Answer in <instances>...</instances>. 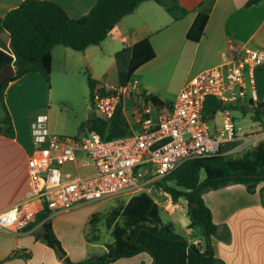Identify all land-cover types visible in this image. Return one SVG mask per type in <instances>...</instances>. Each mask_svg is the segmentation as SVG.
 <instances>
[{"label": "crops", "instance_id": "obj_1", "mask_svg": "<svg viewBox=\"0 0 264 264\" xmlns=\"http://www.w3.org/2000/svg\"><path fill=\"white\" fill-rule=\"evenodd\" d=\"M24 1L0 0V18L6 17ZM46 1L60 5L73 19L88 15L97 3V0ZM161 1L164 5L155 0L142 2L133 13L124 17L114 27L108 38L99 46L89 47L83 52L63 46L55 47L52 52L51 78L54 74H73L85 60L92 74L98 75L94 80L100 81L110 73L116 75V81L100 83L117 85L119 83L114 55L149 38L156 57L136 72L140 81L139 88L149 99L153 96L164 104H172L191 79V76L186 78L174 97L168 98V89L176 84L174 80L177 81L180 71L185 67L189 69L190 74L192 71L195 75L215 68L221 64L222 57L229 51L231 44L237 48L245 46L264 52V0L252 7L246 6L249 0H176L187 13L181 10L171 11V0ZM200 11H209V20L202 39L198 43H192L188 41L187 36ZM103 61L108 65L113 61L115 69L106 66L102 71L100 68L97 70ZM256 83L259 99L264 101V66L257 70ZM44 88L46 84L43 77L31 74L11 83L6 90L5 103L11 116L13 131H0V213L30 197L28 161L38 148L33 140L31 124L37 115L33 112V104L28 106L25 102L32 95L33 89ZM134 102V99H129L122 105L132 134L138 129ZM249 105L247 100L241 101L236 105V110L228 113L233 120L237 118L232 116L234 112L244 121L250 116L252 123L253 110ZM220 113L223 115L221 120L217 121L216 116L212 118L214 124L211 132L214 134L222 127L225 115L224 112ZM1 120L2 117L0 125ZM262 142L264 136L261 138ZM263 187L264 184L258 185L256 192L251 194L244 185L228 184L218 190H207L204 193L205 203L211 209L217 226V236L212 240L217 264H264V190L261 192ZM163 194H158V204L164 207L163 210L167 213L184 210L183 217L189 218L186 200L182 206L181 199L174 203L168 194ZM32 208L36 211L35 220L24 230L0 231V261L2 264H65L53 249L38 238L43 233L44 222H52L53 217L50 218L49 214L44 220H39L38 217L47 210L38 201L32 204ZM73 211L78 213L82 209ZM96 211L97 209L91 212L83 211L85 231ZM52 224L57 237L62 240L60 228L56 226L55 221ZM184 225L185 231L190 230L193 236L195 229L190 228V220ZM85 233L87 234V231ZM86 234L85 236H88ZM195 240L203 245L202 239ZM63 245L65 246L64 242ZM91 247L101 249V255L107 251L101 244ZM67 252L76 262L71 251ZM112 264H153V258L147 253H141L131 258H122Z\"/></svg>", "mask_w": 264, "mask_h": 264}, {"label": "trees", "instance_id": "obj_2", "mask_svg": "<svg viewBox=\"0 0 264 264\" xmlns=\"http://www.w3.org/2000/svg\"><path fill=\"white\" fill-rule=\"evenodd\" d=\"M144 1L146 0H97L88 15L73 19L54 2L25 0L6 17L0 18V33H8L11 37L8 45L0 38V73L10 65L15 68V75L0 86V103L4 109L0 131H13L11 116L5 103V93L11 83L31 74H38L50 83L52 52L55 47L63 46L83 52L89 47L99 46L123 18L133 13ZM155 1L164 5L161 0ZM262 1L249 0L246 6L252 7ZM169 9L187 13L176 0H171ZM208 20L209 11H200L188 33V41L198 43L202 39ZM155 57L149 38L117 52L114 60L118 83H129L136 72ZM88 84L92 98L94 90L101 87L102 83L89 76ZM102 92L105 93L104 90ZM150 99L155 104L162 103L157 97L152 96ZM249 106L253 110L252 120L264 124V101L250 103ZM236 109V106H224L217 98L209 97L204 117L212 119L220 112ZM86 129L98 133L103 140L132 134L122 106L110 121L91 114L81 126V130ZM228 184L244 185L251 194L256 192L258 185L264 184V142L236 159L217 155L188 160L157 184L174 203L181 198L186 199L190 228L195 229L194 239H202L203 245H189L188 239L176 231L174 224L164 223L161 216L163 209L146 192L132 196L104 218V227L111 232L112 241L106 245L107 251L102 255L74 262L64 250L50 220L44 222L43 233L38 238L53 249L65 264H112L141 253L149 254L153 258V264H217L218 259L212 246V240L217 236V226L203 195L207 190H218ZM263 190L264 187L261 192ZM49 214L47 210L38 218L44 220ZM102 220V217L94 214L89 224L97 229L96 225ZM87 238L89 242L100 240L98 236L90 238L88 235Z\"/></svg>", "mask_w": 264, "mask_h": 264}, {"label": "built area", "instance_id": "obj_3", "mask_svg": "<svg viewBox=\"0 0 264 264\" xmlns=\"http://www.w3.org/2000/svg\"><path fill=\"white\" fill-rule=\"evenodd\" d=\"M263 66L264 52L231 44L221 64L195 75L172 104H155L140 90L138 79L96 88L91 98L93 113L105 121L134 99L138 129L126 137L103 140L94 131L74 137L50 136L47 115H37L31 124L38 148L28 161L30 197L0 213V231L24 230L35 220L32 204L36 201L52 215L143 192L158 204V194H167L157 184L184 162L217 155L236 159L256 148L264 136L263 123L252 122L247 128L224 112L222 127L214 134L204 109L209 97L224 106L244 100L258 103L256 73ZM166 138L171 140L150 150ZM65 166L73 170L64 172ZM187 235L189 245H199L190 230Z\"/></svg>", "mask_w": 264, "mask_h": 264}, {"label": "rangeland", "instance_id": "obj_4", "mask_svg": "<svg viewBox=\"0 0 264 264\" xmlns=\"http://www.w3.org/2000/svg\"><path fill=\"white\" fill-rule=\"evenodd\" d=\"M106 61L100 62L97 70L99 68L104 70L106 66L107 68H114L113 61L110 64H106ZM79 68L77 71L73 72V74L69 76H56L54 74L53 78H51L50 83L45 81L46 88L39 90L33 89V93L27 99V105L30 106L33 104L34 110L33 112L36 115L46 114L47 115V126L50 132V136H65V137H74L81 134H85L88 130H81V126L85 123L89 117L92 109L91 103V91L88 84V77L91 76L93 79L98 78L92 74V72L88 69L87 61L83 60L79 64ZM115 69V68H114ZM110 70V69H109ZM179 73V72H178ZM197 75V74H196ZM191 76V79L195 76V73L190 74L188 68H184L180 71L179 76L177 77V81L175 85H171L169 93L167 94L168 98H173L176 91L180 89L181 83L184 82L186 78ZM133 79H138L139 77L135 76ZM190 79V80H191ZM102 83L105 81L115 82L116 75H111L108 73L107 77L100 80ZM99 81V82H100ZM140 82V81H139ZM222 114L219 113L216 115V120L219 121L222 119ZM232 116L237 117L234 122L237 125H241L247 127L251 124L250 116L245 118V121L242 119L240 115L236 112L232 113ZM4 117V109L0 103V118ZM211 131H213L212 126L214 124V120L210 119L209 121ZM212 133V132H211ZM64 172L73 170L72 166H65L62 168ZM204 178V175H203ZM172 187H175L173 183L170 184ZM132 196L125 195L117 199L109 200L106 202H95L91 204L84 205L81 207L82 211L76 213L74 211L61 213L58 215L50 214V218L53 217L52 222H56V226L60 228V233L62 236V240L59 239L62 243L64 250H70L73 254V258H75L76 262H81L87 258L92 256L101 255V249L92 248L91 245L101 244L103 247H106L108 243L112 241L111 232L104 227V218L107 217L110 212L121 204L126 203ZM184 198H181L180 204L185 205ZM264 200V196H263ZM97 209L96 213L103 220L96 225L97 229L93 225H88L87 234L85 233L84 225V216L85 212H91V210ZM184 210L181 212H171L167 213L165 210H162L161 216L164 223H173L176 231L181 233L188 239L187 232L185 231V223L189 220L187 217H183ZM197 232V231H196ZM93 238L94 236L100 237V240L91 242L88 241V236ZM94 235V236H93ZM194 237V233L193 236ZM65 246L63 245V242ZM81 252V254H79ZM83 252V253H82ZM68 253V252H67ZM58 257V255H57ZM70 257V255H69Z\"/></svg>", "mask_w": 264, "mask_h": 264}, {"label": "water", "instance_id": "obj_5", "mask_svg": "<svg viewBox=\"0 0 264 264\" xmlns=\"http://www.w3.org/2000/svg\"><path fill=\"white\" fill-rule=\"evenodd\" d=\"M0 38L5 44H10L11 37L8 33H0ZM15 75V68L13 65H10L3 69V71L0 73V86L3 85L9 78L13 77ZM171 138H166L161 141L156 142L151 148V151L156 150L163 144L169 142Z\"/></svg>", "mask_w": 264, "mask_h": 264}]
</instances>
